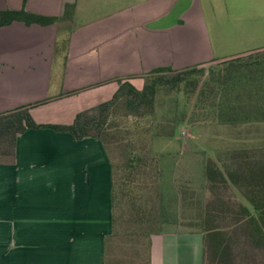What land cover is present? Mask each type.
Instances as JSON below:
<instances>
[{
    "label": "crops",
    "instance_id": "1",
    "mask_svg": "<svg viewBox=\"0 0 264 264\" xmlns=\"http://www.w3.org/2000/svg\"><path fill=\"white\" fill-rule=\"evenodd\" d=\"M69 5L75 10L67 20ZM199 8L195 0H0V11L60 18L48 26L0 28V114L48 100L31 108L34 120L71 125L78 113L112 100L119 79L142 90L144 77L159 68L245 56L241 63L256 62L264 46L216 56L201 44ZM239 76L237 86L225 80L224 95L240 102L226 108L225 117L264 118V74L244 69ZM208 127L215 160L218 150L264 143V122ZM180 132L163 139L167 149L176 146L177 157ZM224 197L255 213L234 185ZM112 232V167L102 143L53 129L20 134L15 164L0 165V264H106L105 239ZM151 240V264H204L201 233L163 232Z\"/></svg>",
    "mask_w": 264,
    "mask_h": 264
},
{
    "label": "trees",
    "instance_id": "2",
    "mask_svg": "<svg viewBox=\"0 0 264 264\" xmlns=\"http://www.w3.org/2000/svg\"><path fill=\"white\" fill-rule=\"evenodd\" d=\"M74 10V5L67 6L63 18L72 19ZM59 19L25 9L5 10L0 11V28L15 22L48 26ZM238 59L221 62L224 68L212 69L207 76L200 66L159 68L144 77L142 90L129 79H119L112 100L78 113L71 125L34 120L31 108L48 100L0 114V165L15 164L17 138L29 129H53L79 140H99L112 167L113 232L105 239L106 264H151V239L164 232L167 202L162 187L165 155L152 152L154 139L176 137L185 123L193 128L199 123L264 122L258 116L224 115L226 108L240 105L239 96L232 101L224 95L225 80L237 86L244 69L264 74V51L252 64ZM182 88L195 100L194 111L158 118L160 94ZM202 155L204 189L182 188L179 196L183 208L195 211L188 227L204 235V264H264V143L218 150L216 160ZM231 185L245 195L255 213L225 199Z\"/></svg>",
    "mask_w": 264,
    "mask_h": 264
},
{
    "label": "rangeland",
    "instance_id": "3",
    "mask_svg": "<svg viewBox=\"0 0 264 264\" xmlns=\"http://www.w3.org/2000/svg\"><path fill=\"white\" fill-rule=\"evenodd\" d=\"M195 3L200 7L197 20L200 43L208 48L210 46L216 56H233L264 46V0H195ZM244 59L248 57H242L241 60ZM216 66L220 65L212 63L198 68H205L207 76ZM219 68L221 70L224 66ZM194 101L186 96L183 88L180 92H162L158 100V118L174 112H187L190 115L194 111ZM180 130L174 142L183 148L181 157L175 153L176 146L167 149V142L163 139L156 138L151 145L154 154L165 155L162 161V187L167 200L164 232L195 231L188 227L195 211L183 208L179 194L182 188L195 192L204 189L202 154L209 155V151H214L213 134L208 124L199 123L190 128L185 123ZM168 150L172 152H166Z\"/></svg>",
    "mask_w": 264,
    "mask_h": 264
}]
</instances>
